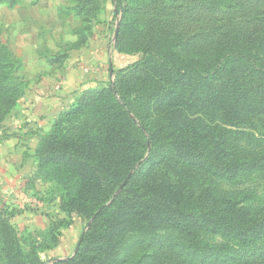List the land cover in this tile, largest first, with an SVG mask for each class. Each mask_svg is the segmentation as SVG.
Segmentation results:
<instances>
[{
    "label": "rangeland",
    "instance_id": "374dc122",
    "mask_svg": "<svg viewBox=\"0 0 264 264\" xmlns=\"http://www.w3.org/2000/svg\"><path fill=\"white\" fill-rule=\"evenodd\" d=\"M196 1L206 7L186 11L194 0H65L53 11L51 0H0V144L7 145L8 139L16 138L18 148H24V160L32 163L23 180L14 182L16 186L10 178H0V264H54L67 260L78 251L91 222L82 215L61 210V195L74 192L78 181L72 173L53 166L37 169V149L52 131L59 114L97 83L84 79L75 86L69 85L72 101L54 116L38 111L36 105L42 97L50 99L48 95L38 96L37 89L50 84L58 89L72 56L85 55L89 48L96 50L92 46L96 39L91 37L93 26L99 24L106 29L97 32L102 34L99 46L106 43L107 49L116 50L111 48L101 54L106 78L100 81L112 82L134 58L118 52L115 46L123 7L129 33L132 29L134 35L138 31L144 36L149 29L147 19L155 17L159 20L157 30L170 31L169 49L184 59L216 61L224 51V39L236 34L240 42L236 47L240 51L264 61V0ZM71 32L77 35L70 42ZM93 55L100 57L97 52ZM70 66L75 68L74 64ZM196 117L210 129H227L229 152L255 158L258 165L227 178L203 170H180L181 167L159 164L152 169L154 176H167L180 187H191L196 192L209 186L216 196L238 201L252 213L263 211L264 122L258 116H249L242 124L230 126L220 109L212 104L204 105ZM63 121L56 130L66 137L88 129L95 132L99 121L96 106L91 104ZM199 234L203 244L222 247L220 254H196L199 250L193 246L192 238L181 231L132 218L118 246L109 255L103 253V262L250 264L264 254V237L247 244L207 230H199Z\"/></svg>",
    "mask_w": 264,
    "mask_h": 264
},
{
    "label": "trees",
    "instance_id": "16d2710c",
    "mask_svg": "<svg viewBox=\"0 0 264 264\" xmlns=\"http://www.w3.org/2000/svg\"><path fill=\"white\" fill-rule=\"evenodd\" d=\"M205 7L194 0L186 11ZM121 11L115 46L134 58L112 82L99 81L78 95L37 149V169L53 166L78 181L74 192L61 195V210L91 221L73 257L54 264H104L103 253L118 246L132 218L181 231L202 256L220 254L222 247L203 244L199 230L255 243L264 237V210L252 213L209 186L199 192L180 187L152 169L166 164L233 178L256 167L255 158L229 152L227 129H210L196 114L212 104L230 126L249 116L264 122V61L240 51L236 34L224 39L216 61L184 59L169 49L170 31L157 30L158 19L148 18L146 34L134 35L125 7ZM91 104L99 119L95 132L66 137L56 130ZM262 261L264 254L250 264Z\"/></svg>",
    "mask_w": 264,
    "mask_h": 264
},
{
    "label": "crops",
    "instance_id": "0c3cea01",
    "mask_svg": "<svg viewBox=\"0 0 264 264\" xmlns=\"http://www.w3.org/2000/svg\"><path fill=\"white\" fill-rule=\"evenodd\" d=\"M51 1H54V5L52 6L53 11L56 8L58 9L59 7H61L60 4H62V2H65V0H51ZM100 21L101 23H103L104 22L103 18ZM101 30L105 31L106 30L105 26L103 25L99 26V24L93 26L91 37L93 38L96 37V39H95V44H93L94 42L91 43L93 44L92 46L96 48V50L94 51L93 48H89L86 51L85 55H81L80 53H78V55H74L69 59L67 66H65L64 72L62 74V79L59 81L58 89L52 88L54 87L53 86L54 84L46 85L45 87H40L37 89L38 96L48 95L50 97V99L48 100L42 99L43 97L39 100L38 105H36L38 111H41L46 114L49 113L50 116H54L53 114L59 112V110L62 109V107H64L68 103V101H72L70 100L72 99V97H70L69 96L70 94H68L70 91L69 85L75 86L84 79L91 83H97L100 80H105L106 78L104 76L105 62L102 61L101 54H104V52H107V50L111 48L112 50L115 49L114 47H110L109 49H107L109 45H107L106 43H102V44L100 43L101 45L99 46L98 39L99 37H101L102 34L101 33L99 34L97 32L99 31L102 32ZM68 35L71 42V40H73V38L76 37L77 34L71 32L68 33ZM86 45L90 46V44H86ZM96 52L100 54V57L97 56L94 58L93 53L95 54ZM73 64L75 68L71 69L70 65ZM85 66L88 68H86ZM90 69L91 71H89ZM43 107L44 110H42ZM8 140L9 141H7V145L0 144V178L2 179L10 178L11 180H13L14 183V182H18L19 180H23L24 175L29 170L32 163L30 162L31 164L29 165L28 162L24 160L26 156V154H24L23 156V152H25L24 148H18V144L16 143L17 142L16 138H11ZM18 149L20 151L19 155H18ZM26 150L28 149L26 148ZM31 151L32 149L30 150V152ZM13 185L16 186L17 184L14 183Z\"/></svg>",
    "mask_w": 264,
    "mask_h": 264
}]
</instances>
